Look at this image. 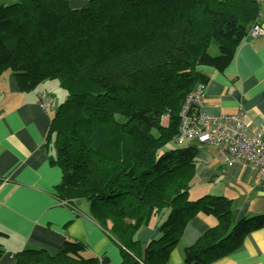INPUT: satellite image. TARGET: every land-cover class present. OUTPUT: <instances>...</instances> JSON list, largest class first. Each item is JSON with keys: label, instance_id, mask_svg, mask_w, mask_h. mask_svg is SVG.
<instances>
[{"label": "trees", "instance_id": "16d2710c", "mask_svg": "<svg viewBox=\"0 0 264 264\" xmlns=\"http://www.w3.org/2000/svg\"><path fill=\"white\" fill-rule=\"evenodd\" d=\"M261 4H0V73L14 71L22 91L47 79L58 80L67 90L49 129L56 150L53 162L63 170L60 197L74 205L88 201L91 215L121 244L123 264H167L184 227L198 213L217 221L185 247L186 264H207L224 251L230 237L240 239L243 229L251 227L233 226L232 200L224 196L189 198L198 148L179 143L176 136L187 96L207 79L198 67L224 70L250 28L260 23ZM214 44L215 54L210 50ZM159 217V235L143 247L138 232ZM3 236L0 231V256ZM86 250L83 242L68 239L55 254L20 251L15 264H98Z\"/></svg>", "mask_w": 264, "mask_h": 264}, {"label": "crops", "instance_id": "0c3cea01", "mask_svg": "<svg viewBox=\"0 0 264 264\" xmlns=\"http://www.w3.org/2000/svg\"><path fill=\"white\" fill-rule=\"evenodd\" d=\"M68 1L72 8L89 4V0ZM258 21L264 24V11ZM198 70L207 78L203 111L241 114L254 129L264 124V33L247 36L224 70L209 65ZM51 81L22 91L14 71L0 73V231L5 233L0 264H15L18 252L28 249L55 254L68 239L83 242L85 254L96 256L98 264H123L121 244L91 215L88 201L82 206L79 200L76 206L60 197L63 170L53 162L56 150L49 137L57 109L49 92ZM43 92L52 98L53 108L41 105ZM192 145L198 152L189 198L224 196L232 200L233 226H251L243 229L240 239L230 237L224 251L207 264H264V183L249 164L239 160L228 164L216 145ZM161 219L153 218L138 232L143 247L159 235ZM216 221L203 213L192 216L167 264H186L185 247L196 243Z\"/></svg>", "mask_w": 264, "mask_h": 264}, {"label": "built area", "instance_id": "2783aa9c", "mask_svg": "<svg viewBox=\"0 0 264 264\" xmlns=\"http://www.w3.org/2000/svg\"><path fill=\"white\" fill-rule=\"evenodd\" d=\"M263 1V0H260ZM264 33V24H254L248 37ZM205 84H199L186 98L180 110L176 140L182 143H211L218 147L226 162L249 164L264 183V124L251 131L244 116L235 113L210 114L203 111ZM43 108H53L52 98L45 92L39 95Z\"/></svg>", "mask_w": 264, "mask_h": 264}, {"label": "rangeland", "instance_id": "374dc122", "mask_svg": "<svg viewBox=\"0 0 264 264\" xmlns=\"http://www.w3.org/2000/svg\"><path fill=\"white\" fill-rule=\"evenodd\" d=\"M11 2V3H13V2H16L17 0H0V3H3V2ZM264 11V3L262 4V6H261V8H260V12H263ZM260 12H259V16H260ZM251 29V28H250ZM250 31V30H249ZM248 34H249V32H248ZM210 50H211V52L213 53V54H215V53H218V48L216 47V44H214L211 48H210ZM201 83H204V82H199L198 84H197V86L199 85V84H201ZM205 84V83H204ZM49 85H50V93H52L53 94V96L55 97L54 98V100H55V105H57V109H58V107H59V105L64 101V99H65V97H66V94H67V90L64 88V87H62L60 84H59V82H58V80H56V79H53L50 83H49ZM56 86V89H53L52 87H55ZM196 86V87H197ZM48 87V86H47ZM51 89H53V91L51 90ZM54 110H53V114H54ZM214 115H217V114H214ZM168 120H169V118H168V116L166 115V116H164L163 117V122H164V124H167L168 123ZM247 121V120H246ZM248 122V121H247ZM249 123V122H248ZM249 128H250V130L251 131H254V130H256V129H254L253 127H251V125H250V123H249ZM258 129V128H257ZM179 143H182V142H179ZM182 144H184V143H182ZM80 203L82 204V206H83V204L85 205V203H86V200L85 199H80Z\"/></svg>", "mask_w": 264, "mask_h": 264}]
</instances>
